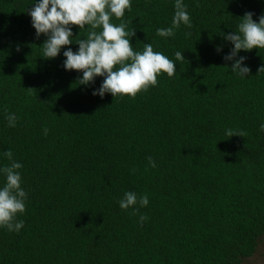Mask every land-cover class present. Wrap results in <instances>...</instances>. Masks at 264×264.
<instances>
[{
	"label": "trees",
	"instance_id": "1",
	"mask_svg": "<svg viewBox=\"0 0 264 264\" xmlns=\"http://www.w3.org/2000/svg\"><path fill=\"white\" fill-rule=\"evenodd\" d=\"M264 235V0H0V264H243Z\"/></svg>",
	"mask_w": 264,
	"mask_h": 264
},
{
	"label": "rangeland",
	"instance_id": "2",
	"mask_svg": "<svg viewBox=\"0 0 264 264\" xmlns=\"http://www.w3.org/2000/svg\"><path fill=\"white\" fill-rule=\"evenodd\" d=\"M243 264H264V235L259 237L254 251L242 258Z\"/></svg>",
	"mask_w": 264,
	"mask_h": 264
}]
</instances>
